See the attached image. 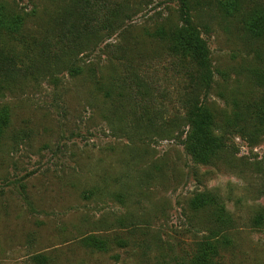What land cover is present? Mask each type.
I'll list each match as a JSON object with an SVG mask.
<instances>
[{"label":"rangeland","instance_id":"374dc122","mask_svg":"<svg viewBox=\"0 0 264 264\" xmlns=\"http://www.w3.org/2000/svg\"><path fill=\"white\" fill-rule=\"evenodd\" d=\"M1 1L55 56L37 79L0 87V264H186L213 211L187 200L207 190L237 226L215 240L217 264H264V35L250 25L264 0H189L212 72L200 100L226 144L207 165L180 144L185 69L160 35L179 0H87L93 21L111 1L128 18L70 57L76 75L56 29L69 0Z\"/></svg>","mask_w":264,"mask_h":264},{"label":"trees","instance_id":"16d2710c","mask_svg":"<svg viewBox=\"0 0 264 264\" xmlns=\"http://www.w3.org/2000/svg\"><path fill=\"white\" fill-rule=\"evenodd\" d=\"M0 35L14 39L23 48L16 51L13 47H4L0 41V87L2 83L17 82L28 77L42 76V61L47 59L53 51L47 48L48 43L41 40L38 34L31 33L25 26L26 17L19 8L8 9L4 1L0 0ZM87 0H69L61 9V20L56 29L60 32L59 49L62 54L68 53V58L80 55L88 51L95 39L99 40V34L111 36L123 31V20L128 18V9L123 10L115 1L109 3L99 22L93 21L87 13ZM193 9L189 0H179L177 9L179 22L161 32V36L168 41L169 52L177 58L185 69L184 91L181 99L184 109V119L187 129L182 135L180 144L196 164L207 165L217 161L226 144L216 127L210 112L204 107L200 96L210 85L212 72L210 70L208 49L200 37L197 27L192 21L190 11ZM252 20V32L260 38L264 35L263 15L254 17ZM98 36V37H97ZM91 38H94L91 41ZM36 47L35 50L31 46ZM54 54V53H53ZM69 73L76 75L82 71V67H75L71 58L65 61ZM41 66V67H40ZM2 122L5 121L3 117ZM5 124V123H4ZM0 124V132L3 128ZM241 136L244 135L242 131ZM187 206L193 211L212 207L213 211L204 220L198 222L200 228L199 238L194 244V252L188 258L186 264H217V253L214 242L216 239L224 241L223 233L226 229L236 228L235 220L225 209L220 197L212 190L197 192L187 200ZM263 221L260 212L250 219V226L258 228ZM97 248H101L103 241L94 239Z\"/></svg>","mask_w":264,"mask_h":264}]
</instances>
